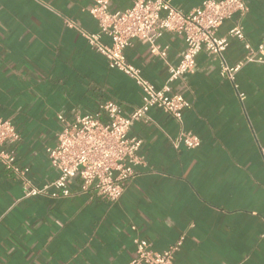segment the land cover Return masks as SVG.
Segmentation results:
<instances>
[{"label": "crops", "instance_id": "obj_1", "mask_svg": "<svg viewBox=\"0 0 264 264\" xmlns=\"http://www.w3.org/2000/svg\"><path fill=\"white\" fill-rule=\"evenodd\" d=\"M95 2L0 0V119L17 127L16 163L29 167L37 186L58 176L47 148L58 141L59 115L72 120L105 101L130 113L142 103L136 82L111 68L82 34L99 32L89 11ZM172 2L187 13L203 0ZM247 2L246 15L225 20L218 35L229 39L224 57L235 65L248 51L230 31L242 25L262 60L246 63L231 81L220 58L201 51L195 70L171 83L190 103L182 120L152 108L149 120L130 128L143 141L144 160L118 201L25 197L0 161V264H128L137 238L158 252L182 241L173 264H264V0ZM132 3L108 0L110 11ZM100 41L111 43L107 35ZM159 42L177 64L183 37L165 32ZM125 56L156 87L165 85L168 65L146 41L134 40ZM183 131L197 135L200 146L175 148L171 138ZM70 186L77 191L79 180Z\"/></svg>", "mask_w": 264, "mask_h": 264}, {"label": "built area", "instance_id": "obj_2", "mask_svg": "<svg viewBox=\"0 0 264 264\" xmlns=\"http://www.w3.org/2000/svg\"><path fill=\"white\" fill-rule=\"evenodd\" d=\"M89 11L98 20L99 32L82 31L83 36L93 49L107 58L111 68L124 72L136 82L142 103L130 113H125L115 101H105L97 111L77 114L72 120L59 115L62 127L58 141L47 148L49 162L58 176L43 186L35 185L29 178V167L16 163V146L21 135L11 120L0 119V161L21 181L25 197L70 198L77 194H96L111 202L118 201L136 176L135 166L144 160L140 154L143 141L130 136V128L140 120H149L152 108L176 121L182 120L190 103L182 94L171 91V83L195 70L201 51L217 55L221 60V74L231 81L246 63L262 60L246 42L242 25L230 31V36L244 41L248 51L244 60L235 65H230L224 57L229 39L218 35L225 20L234 15H246L249 11L247 0H203L200 6L187 13L177 8L172 0H133L131 7L123 11H110L108 0H96ZM165 32L177 33L184 39L185 50L177 64L169 63L168 48L159 42ZM101 35H107L111 43H102ZM134 40L146 41L151 54L168 65L169 78L161 88L127 61L125 49ZM262 49L260 46L259 50ZM239 97L243 99L244 93H239ZM103 117L107 120L103 121ZM171 142L175 148L181 145L197 148L201 144L197 135L184 131L171 138ZM74 179L80 182L77 191L70 186ZM181 242L158 252L147 240L137 238L135 254L128 264H173Z\"/></svg>", "mask_w": 264, "mask_h": 264}]
</instances>
